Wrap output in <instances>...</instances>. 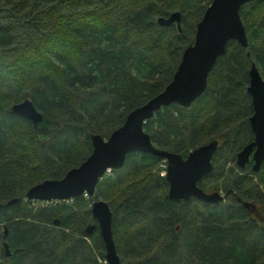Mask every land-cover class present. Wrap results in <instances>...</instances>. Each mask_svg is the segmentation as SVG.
I'll use <instances>...</instances> for the list:
<instances>
[{"label": "trees", "instance_id": "16d2710c", "mask_svg": "<svg viewBox=\"0 0 264 264\" xmlns=\"http://www.w3.org/2000/svg\"><path fill=\"white\" fill-rule=\"evenodd\" d=\"M209 1L0 0V264H102L96 226L84 232L94 222V196L111 210L119 264L264 261V157L256 171L250 158L242 169L234 164L253 138L245 90L251 61L264 80V0L239 6L246 45L226 41L203 91L187 106H161L142 123L154 146L181 156L216 139L211 170L197 185L222 190V200L169 198L158 168L163 159L139 151L102 174L90 195L24 198L33 183L81 162L90 134L106 137L164 87ZM173 10L179 29L156 22ZM24 97L39 121L10 111Z\"/></svg>", "mask_w": 264, "mask_h": 264}, {"label": "water", "instance_id": "95a60500", "mask_svg": "<svg viewBox=\"0 0 264 264\" xmlns=\"http://www.w3.org/2000/svg\"><path fill=\"white\" fill-rule=\"evenodd\" d=\"M245 1L248 0H210L195 23L192 42L183 47L171 78L164 87L142 104L130 109L122 123L106 137L98 133L90 134V151L81 162L68 168L59 178H45L33 183L26 188L24 197L60 200L81 193L90 195L97 179L106 170L120 167L127 152L139 151L159 156L165 161L164 177L167 181L166 195L169 198L193 197L212 203L222 200L224 193L220 190L206 191L197 185V180L211 170L210 158L217 145L216 139L198 144L181 156L177 152L154 146L142 129V123L154 111L171 102L181 106L189 105L203 91L207 73L215 58L224 51L227 40L234 39L240 46L246 45L244 27L238 13L239 6ZM156 22L161 25L174 22L179 29V12L173 10L165 16L158 15ZM245 90L252 108L248 122L253 138L236 151L234 163L241 169L250 158V168L256 171L264 157V80L252 61L247 68ZM10 111L33 123L41 118L27 97L12 103ZM242 203L248 206L247 202ZM89 211L94 222L87 224L84 232L89 234L96 226L106 264H119L112 238L111 210L108 204L103 199L93 198ZM4 232L5 228L3 234ZM3 250L6 255L9 253L5 241ZM259 264H264V261Z\"/></svg>", "mask_w": 264, "mask_h": 264}, {"label": "rangeland", "instance_id": "374dc122", "mask_svg": "<svg viewBox=\"0 0 264 264\" xmlns=\"http://www.w3.org/2000/svg\"><path fill=\"white\" fill-rule=\"evenodd\" d=\"M163 161L164 160H162L161 162H159L158 163V168H160L161 166H163V169H160V173H163L164 172V167H165V162L163 163ZM110 170L108 169V170H106L105 171V173H108ZM220 191H222V190H220ZM85 196H86V194H84ZM93 198H96L95 196L94 197H91L90 198V201H92V199ZM97 198H101V197H99V196H97ZM102 199V198H101ZM36 202H34V201H32V204H35ZM102 254H104V250H103V253ZM99 260H100V262L102 263V264H106L105 263V261H104V258H98Z\"/></svg>", "mask_w": 264, "mask_h": 264}, {"label": "flooded vegetation", "instance_id": "af4514ba", "mask_svg": "<svg viewBox=\"0 0 264 264\" xmlns=\"http://www.w3.org/2000/svg\"><path fill=\"white\" fill-rule=\"evenodd\" d=\"M247 162V161H246ZM235 164V163H234ZM245 165V164H244ZM236 166V165H235ZM237 167V166H236ZM244 167V166H243ZM238 168V167H237ZM242 169V168H241ZM220 192H222V191H220Z\"/></svg>", "mask_w": 264, "mask_h": 264}, {"label": "built area", "instance_id": "2783aa9c", "mask_svg": "<svg viewBox=\"0 0 264 264\" xmlns=\"http://www.w3.org/2000/svg\"><path fill=\"white\" fill-rule=\"evenodd\" d=\"M41 202H46V201H41Z\"/></svg>", "mask_w": 264, "mask_h": 264}]
</instances>
